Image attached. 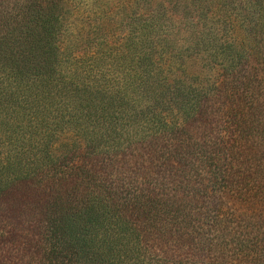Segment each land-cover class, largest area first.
Here are the masks:
<instances>
[{
  "label": "trees",
  "instance_id": "1",
  "mask_svg": "<svg viewBox=\"0 0 264 264\" xmlns=\"http://www.w3.org/2000/svg\"><path fill=\"white\" fill-rule=\"evenodd\" d=\"M3 260L264 264V0H0Z\"/></svg>",
  "mask_w": 264,
  "mask_h": 264
},
{
  "label": "rangeland",
  "instance_id": "2",
  "mask_svg": "<svg viewBox=\"0 0 264 264\" xmlns=\"http://www.w3.org/2000/svg\"><path fill=\"white\" fill-rule=\"evenodd\" d=\"M12 263L13 264H41V263H38V262L35 263L34 261H32V262H29L28 261L27 262L26 260L25 261H22V262H17V261L16 262L15 261H11L10 262V261L3 260V261L0 262V264H12Z\"/></svg>",
  "mask_w": 264,
  "mask_h": 264
}]
</instances>
